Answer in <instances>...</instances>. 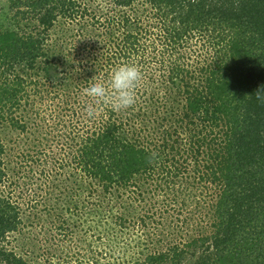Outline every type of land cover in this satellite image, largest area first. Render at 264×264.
I'll return each instance as SVG.
<instances>
[{
  "label": "trees",
  "instance_id": "1",
  "mask_svg": "<svg viewBox=\"0 0 264 264\" xmlns=\"http://www.w3.org/2000/svg\"><path fill=\"white\" fill-rule=\"evenodd\" d=\"M82 1L0 11V263L60 264L35 229L81 228L133 264H264V0ZM122 63L136 104L89 115Z\"/></svg>",
  "mask_w": 264,
  "mask_h": 264
},
{
  "label": "rangeland",
  "instance_id": "2",
  "mask_svg": "<svg viewBox=\"0 0 264 264\" xmlns=\"http://www.w3.org/2000/svg\"><path fill=\"white\" fill-rule=\"evenodd\" d=\"M104 2H105L104 0H96V1L95 0H83L81 7L82 6H97V8H101L100 6L104 5ZM8 3H9V0H0V11L5 6H7ZM112 6H114V5H112ZM79 15L77 16L76 19H73L74 21L69 20V24H66V25H73V27H75V29H79L80 27L82 29H84L85 27L92 28L91 27L92 24L90 26L87 25V21L89 20V17H82ZM64 21H65L64 18H62L61 19L62 24L60 22L61 25H59V26L63 27ZM57 28L60 30V32L62 31V28H59L58 26H57ZM37 32L38 31H36L34 33H37ZM54 33H55V35H53V36H56V38H57V35H58L57 32L54 31ZM42 37H43V35H42ZM78 38L79 37H76L75 40H78ZM64 40H66V39L64 38ZM71 41L67 42V45H65L66 48L70 49L69 45H70ZM60 43H61V40H60ZM71 55H73V53H71ZM46 83H48V82H46ZM29 142L33 143V141H31V140ZM34 142H37V140H35ZM50 144H51V142H50ZM23 148H25V147H23ZM20 149H21V147H20ZM36 150H37V148H34V151H36ZM46 151H50V150L47 149ZM5 159L7 160L6 162H8L9 156L6 155ZM15 159H16V157H12L13 161H15ZM10 165L14 166V164H10ZM15 166L18 167L17 165H15ZM37 177H38V175H37ZM37 177H35V181H37V182L32 184L33 188L37 185V183H39L40 179L38 180ZM23 200L28 201V198H24V199H22V201ZM26 204L27 203L24 202L23 205L26 207L27 206ZM73 229H74L73 230L74 234L72 235V239L67 238V239H63V240H62V238L64 237V235L63 236L60 235L56 230L51 231V232H49V231L45 232L43 230L41 232L40 228H38V229H35L34 233H38L37 239H39L44 244V247H45V244H47V242L45 241V236L47 234H53L56 237L52 242V244H56V245H53L54 248H58L61 250L62 248H64V246H67V249H64V252H62V255L64 258H61L62 260H61L60 264H133L132 263L133 258H135V260H136L137 255L140 252V251H137L135 249L136 247H134L132 245H129L127 247V244H125L126 248L111 249L107 243L102 244L101 242H95L94 243L95 245L93 244L90 246V250L84 249L88 245V241L91 238L90 236H92L93 231H89L87 233V232H85V230L83 231L81 228H77V229L73 228ZM84 229H87V228L84 227ZM144 230H145L144 228H141L139 231V234L141 231H144ZM79 231H80V234H79ZM80 236L82 238L87 237L88 240H86V241L85 240H83V241L79 240L78 241V237H80ZM93 236L95 237V235H93ZM124 243H126V242L123 241V243L121 244V247L124 245ZM82 244L86 245V246L85 247L83 246V248H81L80 246H82ZM70 247H71L70 255H68L67 251H69ZM58 252H60V251H58ZM107 252H110V253L112 252L113 256L110 257L109 253H107ZM96 259H98L99 261L97 262ZM52 260H55V263L58 264V260L56 258L55 259L52 258ZM0 264H5V263H0Z\"/></svg>",
  "mask_w": 264,
  "mask_h": 264
},
{
  "label": "clouds",
  "instance_id": "3",
  "mask_svg": "<svg viewBox=\"0 0 264 264\" xmlns=\"http://www.w3.org/2000/svg\"><path fill=\"white\" fill-rule=\"evenodd\" d=\"M144 82V75L140 67L135 64L122 63L116 66L107 81L95 80L83 89V95L94 103H89L86 110L92 115L97 105H110L113 110L127 109L136 104L137 89ZM257 100L264 102V86L257 91Z\"/></svg>",
  "mask_w": 264,
  "mask_h": 264
}]
</instances>
